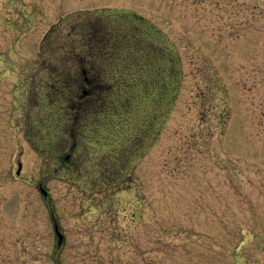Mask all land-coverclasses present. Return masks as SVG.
<instances>
[{
  "label": "rangeland",
  "instance_id": "374dc122",
  "mask_svg": "<svg viewBox=\"0 0 264 264\" xmlns=\"http://www.w3.org/2000/svg\"><path fill=\"white\" fill-rule=\"evenodd\" d=\"M0 264H264V0H0Z\"/></svg>",
  "mask_w": 264,
  "mask_h": 264
},
{
  "label": "water",
  "instance_id": "95a60500",
  "mask_svg": "<svg viewBox=\"0 0 264 264\" xmlns=\"http://www.w3.org/2000/svg\"><path fill=\"white\" fill-rule=\"evenodd\" d=\"M18 169H20V164H18ZM17 173H18V171H17ZM41 193H42L44 196L47 195L46 191H45L44 189H42V188H41ZM54 231H55V234H56V236H57V238H58V245L60 246L63 237H62L60 231L58 230L57 225L54 226Z\"/></svg>",
  "mask_w": 264,
  "mask_h": 264
},
{
  "label": "flooded vegetation",
  "instance_id": "af4514ba",
  "mask_svg": "<svg viewBox=\"0 0 264 264\" xmlns=\"http://www.w3.org/2000/svg\"><path fill=\"white\" fill-rule=\"evenodd\" d=\"M86 74V71L85 70H82V75H85ZM84 82H88V78L85 76L84 78Z\"/></svg>",
  "mask_w": 264,
  "mask_h": 264
}]
</instances>
